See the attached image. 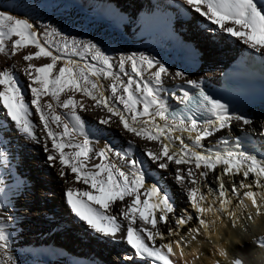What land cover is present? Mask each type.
<instances>
[{
  "label": "snow or ice",
  "instance_id": "6c2138e0",
  "mask_svg": "<svg viewBox=\"0 0 264 264\" xmlns=\"http://www.w3.org/2000/svg\"><path fill=\"white\" fill-rule=\"evenodd\" d=\"M182 3L203 18L211 35L223 33L264 56V0ZM54 35L61 39L53 48ZM0 55L20 57L0 67V129L10 125L39 145L45 163L66 186L71 213L101 238L128 246L130 255L113 264H133L137 257L136 264H186L185 247L197 236L209 243L215 239L214 264L229 256L231 264H264V157L244 150L239 137L229 146L231 135L221 137L223 149L203 143L234 122L242 129L252 126L251 118L206 92L203 81L190 78L186 69L172 71L143 52L112 56L97 43L69 39L51 25L43 28L42 38L41 26L3 8ZM169 79L180 81L174 87L181 95L171 96L183 109L168 102L164 84ZM97 109L105 113L99 124L115 123L154 145L143 149L145 161L133 158L134 141L119 149L91 138L83 114ZM259 135L264 137V123ZM0 162L5 169L10 165L4 149ZM146 162L170 170L183 190L182 209L158 182L147 183ZM23 184L19 178L11 186L0 180V264H19L8 229L15 220L9 215L11 197ZM245 241L257 249L251 258L235 251Z\"/></svg>",
  "mask_w": 264,
  "mask_h": 264
},
{
  "label": "bare ground",
  "instance_id": "6f19581e",
  "mask_svg": "<svg viewBox=\"0 0 264 264\" xmlns=\"http://www.w3.org/2000/svg\"><path fill=\"white\" fill-rule=\"evenodd\" d=\"M0 8L34 21L41 26L42 38L43 28L51 25L69 39L97 43L109 55L143 52L166 63L172 71L186 69L190 78L196 80L212 82L232 57L244 51L252 52L223 33L211 35L203 18L191 12L182 0H0ZM50 39L54 48L61 37L54 35ZM88 59L90 61V56ZM195 59L198 62L194 64ZM19 60V55L14 59L0 55V67ZM21 83H24L23 77ZM179 84L180 81L170 79L164 84L173 108L180 104L171 96L172 92L181 95L174 87ZM185 87L190 89V86ZM57 111L63 113L64 110ZM235 113L248 116L254 121L253 125L242 129L234 122L230 130H221L204 141L205 148L223 149L226 146L221 143V137L231 135L229 146L239 137L244 150L264 157V137L259 135L260 125L264 123V102ZM103 115L105 113L99 109L83 114L86 128L90 134L94 133L91 138L98 140L101 146L107 142L119 149H127V142L134 141L133 158L145 161L143 149L154 145L132 136L115 123L99 124V117ZM2 120L0 113V122ZM0 149L10 153L7 169L0 162V180L9 186L17 178L24 181L19 193L11 197L13 208L9 210V215L15 217L8 229L12 233L11 251L19 264H84L89 260L95 264H113L121 256L130 255L126 244L101 238L71 213L66 204V186L58 178L56 169L45 163L46 154L39 145L23 139L9 125L7 130L0 129ZM144 166L151 177L147 183L158 182L162 191L167 190L173 197L176 207L182 209L185 206L183 190L173 181L170 170L158 169L147 162ZM66 223L70 229L66 230ZM63 236L69 238L65 244ZM215 242V239L209 243L197 236L185 247L186 264H214L217 257L212 252V244ZM110 250L113 257H104ZM235 251L241 257L251 258L257 249L250 241H245ZM190 253L200 258L193 260ZM219 259L231 264L233 257ZM136 261L134 259L133 264Z\"/></svg>",
  "mask_w": 264,
  "mask_h": 264
},
{
  "label": "rangeland",
  "instance_id": "374dc122",
  "mask_svg": "<svg viewBox=\"0 0 264 264\" xmlns=\"http://www.w3.org/2000/svg\"><path fill=\"white\" fill-rule=\"evenodd\" d=\"M197 55H198V53H196ZM194 64L195 63H197L198 61L195 59L194 61ZM65 226V228H66V230L67 229H70V225H68L67 223L64 225ZM64 226H63V230H64ZM62 228V227H61ZM61 228H59L58 230L60 231L61 230ZM69 233L71 234V231H69ZM69 234V235H70ZM69 238H67L66 236H63L62 237V242L65 244L66 242H67V240H68ZM114 253H113V251L111 252V250L110 251H108V252H105V256L104 257H107V258H112ZM99 264H103V263H99Z\"/></svg>",
  "mask_w": 264,
  "mask_h": 264
}]
</instances>
